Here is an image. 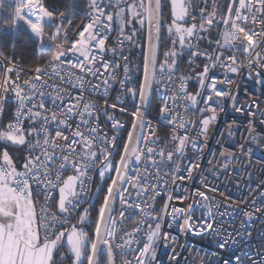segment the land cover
<instances>
[{"label":"snow or ice","instance_id":"1","mask_svg":"<svg viewBox=\"0 0 264 264\" xmlns=\"http://www.w3.org/2000/svg\"><path fill=\"white\" fill-rule=\"evenodd\" d=\"M86 3L77 19L60 0H14L0 21V264H264V0ZM21 22L38 41L29 67L3 39ZM117 83L137 102L122 146ZM196 177L205 190L189 193Z\"/></svg>","mask_w":264,"mask_h":264},{"label":"built area","instance_id":"2","mask_svg":"<svg viewBox=\"0 0 264 264\" xmlns=\"http://www.w3.org/2000/svg\"><path fill=\"white\" fill-rule=\"evenodd\" d=\"M209 3H211V0H209ZM86 11H87V5H86V7L84 9V13ZM84 13H83L82 19L84 18ZM8 16H9V10L6 8V6L4 5V2L2 0V3H0V21H2L4 18H7ZM3 39H4V37H3ZM132 50H133V48L128 50L131 53V58H132L131 59V64H132V66L140 65L141 62L139 60V56L138 55H133ZM132 75H133L134 81L138 83L140 81L141 77H142V72L139 69H134ZM244 84L249 87L250 91H252V89H251L252 82L251 81H246L245 80ZM118 89H119V85L117 83L116 85H114L113 90L110 93L109 102L110 103H117L118 104V108L119 107H124V108L127 109L123 113L119 112L118 109L114 112V115L116 116V118L119 119L125 125L124 129H121L118 133H116L117 142H118V144H120L122 146V144L124 142V139L126 138L127 131L130 130L131 116L129 115V113L133 110V105L136 104L137 102L133 101L130 96H122L120 100H116V97L118 95H120ZM260 95L261 94L259 92L255 93L256 97H260ZM248 98L249 97L245 95L244 91L241 90L238 99L241 102H244V101L248 100ZM226 107H228V106L226 105ZM228 113H229V116L233 115L232 109L230 107H228ZM154 117H155V115L153 116V115L149 114V119H153ZM240 119L243 120L242 117ZM153 122L154 123L158 122V118L153 119ZM255 125H256V131L257 132L264 131V125H261L259 123V120L255 121ZM217 127L221 131L223 130V124L222 123L220 125H218ZM108 130H109V134L111 135L112 134V130L110 128ZM246 136H247V124L245 122V123H243V125L241 127L238 128L237 137H236L237 142H244L241 139V137H246ZM215 138L216 137L214 136L213 139L210 140V142H209V146L211 148H213V149L216 148ZM233 147H235V145H233ZM248 147H249V144L245 143V148L247 149ZM253 147H255V146L253 145ZM237 154L239 155L238 149H237ZM208 159H210V156L208 155V152H207V149H206L205 150V154H204L202 160L200 161L201 169H202L203 173L208 176V179L210 181H212L213 183H218V181L213 180V177L211 175V168L208 165ZM260 166H261L260 164L255 165L253 170L255 171V169L259 168ZM235 175L236 174L233 173V176H235ZM95 182L96 181H94V184H95ZM183 187L188 188L189 193L194 192L196 189H200L202 191L205 190L203 188V186L199 183V177H196L193 181L184 182ZM253 187H255V185H253ZM93 190H94V187H93ZM93 190H92V192H93ZM245 191H247V190H245ZM92 192H91V195H92ZM232 192L235 193V189L234 188L232 189ZM175 194L176 195H180L181 193L179 191H177ZM209 195H211V193H209ZM217 198L220 199V197H217ZM163 203H164L163 198L158 197L156 202H155V208L158 210L159 208H161L163 206ZM187 203H188V201H186V200L183 201V202H181L179 200H174L172 202V205L175 206V207H184ZM84 205H83V207H84ZM118 211H119V205H117V213H118ZM226 219H230V218H226ZM133 227H135V224H133V223H129L127 225V228L129 230L131 228H133ZM165 230L169 231L172 235H177L179 237L181 243L184 242L185 238H184V236L181 233H179L177 224H173L172 228L169 229V228H167V220H166V222H165ZM187 239H188L189 242H191L192 244L196 245L197 250L202 248L204 252H210L214 248V245H212V246L209 245V242H208L207 239H205L203 241H201L199 238H196V237H188ZM253 248L254 249L256 248L255 243L253 244ZM177 251L179 252L181 257H184L185 255H187V253H184L181 250L179 244L177 245ZM163 254L164 253L162 251L161 255H163ZM168 254L170 255L171 253H168Z\"/></svg>","mask_w":264,"mask_h":264},{"label":"trees","instance_id":"3","mask_svg":"<svg viewBox=\"0 0 264 264\" xmlns=\"http://www.w3.org/2000/svg\"><path fill=\"white\" fill-rule=\"evenodd\" d=\"M4 5L6 8L9 10V15L12 13L13 8H14V0H3ZM218 3L223 5L225 3V0H218ZM63 4H68L70 5L73 10L76 12L77 19H82L84 9L87 5L86 0H60V5ZM58 5V6H60ZM164 16L167 18L168 12L165 9L164 11ZM137 39L139 40V34L137 36ZM4 40L8 43L9 45V52L11 51V46L13 43L16 44L17 47V57L21 60H26L28 61L27 64H25L26 67L31 66V62L34 59L38 58V41L37 38L31 34L30 32L27 31L26 27L23 25V22L20 23V27L18 30V34L16 32H7V34L4 36ZM133 55H138L139 60H140V55H141V50L139 48H133L132 50ZM141 62V61H140ZM194 85H190V88H193ZM157 103H159V99L157 100ZM151 115H155L154 112L150 113ZM98 182L96 180L95 184ZM95 190H93L92 195H91V200L87 202L84 207H88L89 203L93 205L90 208V213L92 217H95L97 215V208L99 206V199H102V194L100 195L99 198H96V200H93V193ZM91 230V229H89Z\"/></svg>","mask_w":264,"mask_h":264},{"label":"rangeland","instance_id":"4","mask_svg":"<svg viewBox=\"0 0 264 264\" xmlns=\"http://www.w3.org/2000/svg\"><path fill=\"white\" fill-rule=\"evenodd\" d=\"M97 183H99V181ZM96 198H97V194L94 191V193H93V200H96Z\"/></svg>","mask_w":264,"mask_h":264}]
</instances>
